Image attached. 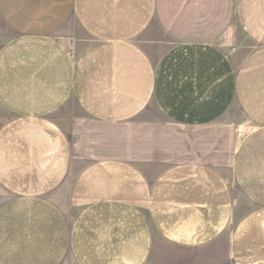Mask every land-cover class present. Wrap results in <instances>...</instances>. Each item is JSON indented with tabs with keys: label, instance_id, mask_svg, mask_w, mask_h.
<instances>
[{
	"label": "crops",
	"instance_id": "0c3cea01",
	"mask_svg": "<svg viewBox=\"0 0 264 264\" xmlns=\"http://www.w3.org/2000/svg\"><path fill=\"white\" fill-rule=\"evenodd\" d=\"M66 261L264 264V0H0V264Z\"/></svg>",
	"mask_w": 264,
	"mask_h": 264
},
{
	"label": "rangeland",
	"instance_id": "374dc122",
	"mask_svg": "<svg viewBox=\"0 0 264 264\" xmlns=\"http://www.w3.org/2000/svg\"><path fill=\"white\" fill-rule=\"evenodd\" d=\"M2 29V28H1ZM64 264H69V262L68 261H66Z\"/></svg>",
	"mask_w": 264,
	"mask_h": 264
}]
</instances>
